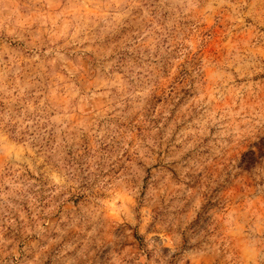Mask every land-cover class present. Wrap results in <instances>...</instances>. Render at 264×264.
<instances>
[{"label": "clouds", "instance_id": "clouds-1", "mask_svg": "<svg viewBox=\"0 0 264 264\" xmlns=\"http://www.w3.org/2000/svg\"><path fill=\"white\" fill-rule=\"evenodd\" d=\"M0 264H264V0H0Z\"/></svg>", "mask_w": 264, "mask_h": 264}]
</instances>
